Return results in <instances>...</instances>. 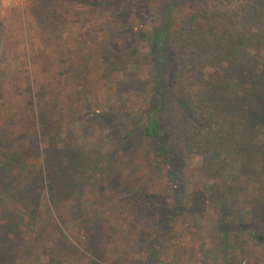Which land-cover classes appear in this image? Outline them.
I'll return each mask as SVG.
<instances>
[{"label": "rangeland", "instance_id": "1", "mask_svg": "<svg viewBox=\"0 0 264 264\" xmlns=\"http://www.w3.org/2000/svg\"><path fill=\"white\" fill-rule=\"evenodd\" d=\"M101 1L0 0V264H264V0Z\"/></svg>", "mask_w": 264, "mask_h": 264}, {"label": "trees", "instance_id": "2", "mask_svg": "<svg viewBox=\"0 0 264 264\" xmlns=\"http://www.w3.org/2000/svg\"><path fill=\"white\" fill-rule=\"evenodd\" d=\"M63 1L70 2L75 6H85L88 8H95L102 6L101 0H63ZM140 35L144 36L143 32ZM156 35L158 36L160 34L157 32ZM156 47H157L156 44L154 45L151 44L150 51L152 55L158 56L161 52L159 53ZM243 52L245 53V51ZM157 75H159L158 79L160 81H158V84L155 86V88L151 91L149 95L150 110L146 117V122L144 123V131L147 137L151 141L152 151L154 152L153 154L159 157V156H166L170 152V148L168 144H165L167 133L164 129V119H165L164 110H165L166 98L168 97V94H170V86L167 81L168 76L167 78L166 76L164 77L162 70H157ZM205 91L206 90H204L203 92ZM211 93H213L212 90H208L206 95H211ZM197 101H199V99ZM182 105L186 107V104L183 103ZM12 158L15 161L16 158L14 156ZM10 169H11L10 162L6 164L4 163L2 164V166H0V175L2 176V180H1L2 184H0V206L4 201L2 199L5 197L7 191L9 190L8 189L6 191V189L9 187L6 188V186L4 185L5 182H3V177L9 175ZM153 197L154 194H148L146 196V198L148 199L147 201H153ZM248 234L251 235V237L254 238L255 240L258 241L263 240L262 234L258 232L250 231L248 232Z\"/></svg>", "mask_w": 264, "mask_h": 264}]
</instances>
